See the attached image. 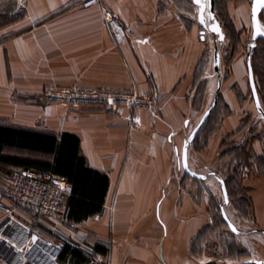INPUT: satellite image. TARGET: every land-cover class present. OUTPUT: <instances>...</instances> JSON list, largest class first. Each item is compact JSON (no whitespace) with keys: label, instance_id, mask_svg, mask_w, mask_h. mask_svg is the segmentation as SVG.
<instances>
[{"label":"crops","instance_id":"obj_1","mask_svg":"<svg viewBox=\"0 0 264 264\" xmlns=\"http://www.w3.org/2000/svg\"><path fill=\"white\" fill-rule=\"evenodd\" d=\"M104 6L114 18L109 23L100 7L83 8L79 0H0V124L73 135L85 166L108 178L101 211L80 222L67 217L71 185L65 180L60 211L36 224L43 243L28 258L25 245L17 250L7 243L0 264H32L27 260L33 254L43 258L42 245L50 247L49 242L57 243L55 261L62 243L91 255L90 264H230L205 261L193 250L203 243L211 220L204 188L216 195L215 179L205 182L209 188L201 182L206 178L181 183L179 153L197 124L189 112L192 78L205 42L192 5L188 0H104ZM47 88H134L154 105L134 112L66 106L44 100ZM238 125L229 117L220 132L231 133ZM193 159L188 151V165ZM242 186L251 199L252 227L264 237V177H246ZM3 220H10L19 235L29 216L0 213ZM97 243L108 246L105 256L93 253ZM257 243V259L263 261L264 241ZM245 261L236 264H252Z\"/></svg>","mask_w":264,"mask_h":264},{"label":"rangeland","instance_id":"obj_2","mask_svg":"<svg viewBox=\"0 0 264 264\" xmlns=\"http://www.w3.org/2000/svg\"><path fill=\"white\" fill-rule=\"evenodd\" d=\"M214 2V11L222 22L225 38L224 41L219 42L211 33L205 34L204 54L192 78L195 96L193 108L189 112L193 110L194 119L198 123L204 111L212 103L218 80L221 82L220 98L211 118L197 134L188 151L189 155L192 154L196 159H193L192 166L189 165L190 169L206 177L204 181H201L204 185H207L205 182L215 179L217 189L215 195L210 189L204 188L205 198L211 207H208L211 220L204 228L203 243L198 247L193 245V250L202 252L205 261L217 258L230 260V264H236L243 261L239 260V257L246 258L247 256L249 258L245 262L261 261L257 259V251L260 249L257 242L258 240L264 241V237L252 227L251 199L248 191L242 186L243 179L246 177H264V118L258 114L253 101L246 63L248 43L253 42L250 5L252 0L248 2L245 0H214ZM189 4L192 5L191 16L199 30L197 33L200 34L197 8L190 1ZM215 47L218 48L220 55L218 73L213 69ZM257 50L253 48L251 51V62L253 73H256L254 80L259 101L264 110V44H258ZM231 103L235 110L231 111ZM229 117L239 122L237 130L227 134L221 133L222 125H226ZM5 172H8V168L0 166V173L4 179ZM180 174L181 183L198 182L187 176L183 170ZM221 180L224 181L227 189V204L223 200ZM206 187L209 188L208 185ZM2 188L0 186V195ZM221 207L237 229V233H233L225 224L220 211ZM8 221L10 220H3L0 223V257L7 252L9 246L6 244L8 243L15 246L17 250L25 245L29 248L25 255L28 258L34 249L43 243L39 240L41 239L40 231H36L39 238L31 233L20 239L17 230L9 227L12 224H8ZM49 245L50 247L42 245L45 253L43 258L36 259L38 255L33 254L27 261L32 264H42L43 261V264H52L56 250L50 242ZM56 263H59L57 258Z\"/></svg>","mask_w":264,"mask_h":264},{"label":"trees","instance_id":"obj_3","mask_svg":"<svg viewBox=\"0 0 264 264\" xmlns=\"http://www.w3.org/2000/svg\"><path fill=\"white\" fill-rule=\"evenodd\" d=\"M245 2H248V0H245ZM219 22L222 25L220 20ZM258 44H264V40L258 39L256 41L255 51H258ZM263 75L260 73L261 77ZM0 166L5 169L8 168V172H5L6 175L15 170L32 169L47 170L63 177L71 185L70 211L67 217L75 222H80L87 215L101 211L108 188V178L85 166L84 159L79 155V141L73 135L62 134L58 137L49 132L0 124ZM5 205L11 207L9 203ZM15 210L30 217L29 213L24 210L17 208ZM107 252L108 246L106 244L97 243L93 247L94 254L105 256ZM248 258L249 256L246 258L239 257V260H247ZM91 259V255L70 244H64L58 254V261L62 264L65 262L70 264H90Z\"/></svg>","mask_w":264,"mask_h":264},{"label":"built area","instance_id":"obj_4","mask_svg":"<svg viewBox=\"0 0 264 264\" xmlns=\"http://www.w3.org/2000/svg\"><path fill=\"white\" fill-rule=\"evenodd\" d=\"M80 6L90 8L100 7L105 23L113 21L108 10L104 6V0H79ZM108 18V20H106ZM42 98L46 101L57 102L63 105H84L97 106L107 110H116L119 107H128L131 111L140 109H152V99L145 95H140L133 88L130 91L117 90H94L81 88H47L42 93ZM67 184L65 179L47 170H15L6 175L3 191L0 195V213L4 215L12 214L17 209L29 213L28 227H22L19 238L33 233L37 236L36 224L42 218H53L60 211ZM6 200L11 207H7L1 200ZM38 237V236H37ZM39 238V237H38ZM40 243L43 241L39 238ZM63 247L61 243L58 247ZM56 252L53 254L56 256ZM52 264H57L55 257Z\"/></svg>","mask_w":264,"mask_h":264},{"label":"water","instance_id":"obj_5","mask_svg":"<svg viewBox=\"0 0 264 264\" xmlns=\"http://www.w3.org/2000/svg\"><path fill=\"white\" fill-rule=\"evenodd\" d=\"M189 1L192 2V4L197 8V23L201 27L200 33H201L202 38L207 32H209L212 35H214V37L217 38L219 42L224 41L225 34L223 32L222 25L219 22L215 14V11H214V0H200L199 5L194 3V0H189ZM260 11H263L264 13V4H261L259 0H252L251 24H252V41L253 42L248 43V53H247L246 63H247V69H248V81H249L251 94L254 100V104H255L258 114L264 118V110L262 109L260 101H259V96L257 93V88H256L255 80H254L253 68H252V63H251V51L256 46L255 42L258 39L264 40V22H261L259 19ZM206 12H207L208 19L206 17ZM201 21H203V23H201ZM219 65H220V55H219L218 48L215 47L213 51V69L217 73L219 72ZM220 88H221V82L220 80H218L217 88H216L212 103L204 111L202 117L200 118L196 126L193 128V130L190 132L189 136L187 137V139L185 140L182 146L181 159H180L182 169L189 177L196 179V180H204L206 177L190 169L188 165V148L193 142V140L196 138L197 134L204 127V125L208 121L211 114L213 113L218 103V100H219ZM220 185H221V191H222L224 203L227 204L228 194H227L224 181L221 180ZM220 211H221L222 217L227 227L233 233H237L238 232L237 229L228 219L223 207H221ZM233 229H235V231H233ZM251 262L255 264H264L263 261H252V260L246 263H251Z\"/></svg>","mask_w":264,"mask_h":264},{"label":"snow or ice","instance_id":"obj_6","mask_svg":"<svg viewBox=\"0 0 264 264\" xmlns=\"http://www.w3.org/2000/svg\"><path fill=\"white\" fill-rule=\"evenodd\" d=\"M259 2L261 3V4H264V0H259ZM194 3H196L197 5H199L200 4V0H194ZM201 23H203V21H201ZM215 31V30H214ZM222 38V37H221ZM233 231H235V229H233Z\"/></svg>","mask_w":264,"mask_h":264},{"label":"flooded vegetation","instance_id":"obj_7","mask_svg":"<svg viewBox=\"0 0 264 264\" xmlns=\"http://www.w3.org/2000/svg\"><path fill=\"white\" fill-rule=\"evenodd\" d=\"M252 4V3H251ZM261 16H262V18H261ZM259 17H260V21L261 22H264V13H263V11H260V13H259Z\"/></svg>","mask_w":264,"mask_h":264},{"label":"bare ground","instance_id":"obj_8","mask_svg":"<svg viewBox=\"0 0 264 264\" xmlns=\"http://www.w3.org/2000/svg\"><path fill=\"white\" fill-rule=\"evenodd\" d=\"M206 17H207V12H206ZM207 19H208V17H207ZM43 263V262H42Z\"/></svg>","mask_w":264,"mask_h":264}]
</instances>
